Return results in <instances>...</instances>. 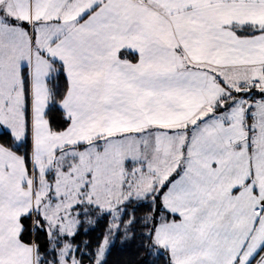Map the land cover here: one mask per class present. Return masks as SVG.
Returning <instances> with one entry per match:
<instances>
[{"label":"snow or ice","instance_id":"obj_1","mask_svg":"<svg viewBox=\"0 0 264 264\" xmlns=\"http://www.w3.org/2000/svg\"><path fill=\"white\" fill-rule=\"evenodd\" d=\"M264 264V0H0V264Z\"/></svg>","mask_w":264,"mask_h":264},{"label":"trees","instance_id":"obj_2","mask_svg":"<svg viewBox=\"0 0 264 264\" xmlns=\"http://www.w3.org/2000/svg\"><path fill=\"white\" fill-rule=\"evenodd\" d=\"M135 247L126 248L123 251L117 249L113 252L112 259L117 262V264H129L130 261H135L138 257L135 254Z\"/></svg>","mask_w":264,"mask_h":264}]
</instances>
